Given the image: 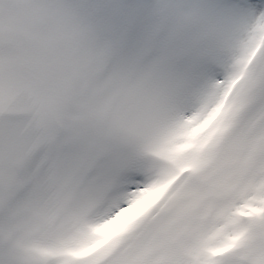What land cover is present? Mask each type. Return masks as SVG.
Masks as SVG:
<instances>
[{
    "label": "snow or ice",
    "instance_id": "snow-or-ice-1",
    "mask_svg": "<svg viewBox=\"0 0 264 264\" xmlns=\"http://www.w3.org/2000/svg\"><path fill=\"white\" fill-rule=\"evenodd\" d=\"M0 264H264V0H0Z\"/></svg>",
    "mask_w": 264,
    "mask_h": 264
}]
</instances>
